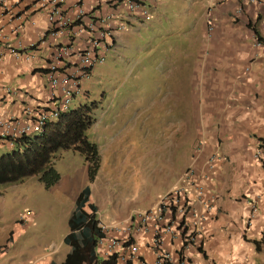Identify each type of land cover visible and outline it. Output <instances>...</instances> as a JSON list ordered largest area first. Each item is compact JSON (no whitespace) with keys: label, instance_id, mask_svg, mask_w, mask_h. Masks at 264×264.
Wrapping results in <instances>:
<instances>
[{"label":"crops","instance_id":"obj_1","mask_svg":"<svg viewBox=\"0 0 264 264\" xmlns=\"http://www.w3.org/2000/svg\"><path fill=\"white\" fill-rule=\"evenodd\" d=\"M105 1L107 4L102 1L99 5L88 2L87 8L94 6V9L99 10L111 7L124 12L117 1H113L112 6L109 0ZM140 1L153 13L156 0ZM262 4H253L247 0L203 2L201 11L205 7L206 10L201 18L202 24L210 20L214 30L210 37L205 35L198 46L196 72L189 87L196 120L191 128L187 126L183 129L181 142V145H185L186 141L191 142L192 147L197 144L196 148L201 149L197 153L193 150L191 160L187 161L194 165L192 172L182 171L178 183L165 189L156 200L147 201V197L139 201V208L133 203L127 211L125 208L113 210L117 219L107 225L119 222L121 225L119 230H111L108 234L116 237L131 236L132 242L138 245V253L130 264H150L154 260L153 231L164 222L175 231L173 235L163 233L160 245L172 255L169 264H264V147L260 141V138L264 139V54L259 51L251 68L245 69L257 51L249 39V34L253 32L252 26L264 37V27L261 25L264 18ZM238 7H242V11L236 14ZM125 22L126 28L115 33L111 49L128 43L134 38L133 29L137 26L146 27L149 21L144 22L141 17L131 15ZM47 28L46 15L38 8L36 1L0 0L2 52L8 46L20 43L28 45ZM78 42L82 44L83 39L79 37ZM48 50V47H36L33 53L38 59L27 61L16 59L5 52L0 64V121L13 119L20 123L31 122L39 110L48 108L52 103L43 60ZM229 56L231 58L227 59ZM225 62L230 72L226 74L228 76L222 77L216 74V70L223 67ZM223 84H231L230 107L222 104L221 108H230V111H204L218 100L216 93L224 91ZM82 85L84 94L75 98L76 105L89 100L86 80ZM220 99L224 100L225 97ZM3 144L13 145L7 139L0 138V145ZM209 148L216 149L214 158L205 155ZM202 151L203 155L200 156L199 152ZM252 152L259 153L263 161H253L249 169L240 174L243 181L231 183L232 169L226 164L245 161V157L250 158ZM199 185L203 186L202 195L196 189ZM175 189H182L189 196L190 210L185 216L178 212L171 219L167 213H161L157 219H150L144 227L133 225L127 229L131 214L154 208L162 197ZM89 202L94 203L91 193ZM254 203L257 213L250 220L249 213ZM207 205L212 206L209 212H206ZM0 211H5V208ZM100 213L98 207L96 215L103 223ZM182 217L188 231L194 232L191 242H184L177 227L178 219ZM23 227L24 224L16 216L13 221H7L0 215V264L60 262L53 257L51 249L26 258L19 242ZM99 253L101 256L100 250Z\"/></svg>","mask_w":264,"mask_h":264},{"label":"rangeland","instance_id":"obj_2","mask_svg":"<svg viewBox=\"0 0 264 264\" xmlns=\"http://www.w3.org/2000/svg\"><path fill=\"white\" fill-rule=\"evenodd\" d=\"M156 2L147 26L134 28V38L107 52L103 63L97 64L86 80V101L98 104L95 121L87 130L99 154L94 180L89 179L84 158L67 150L56 154L54 167L61 179L54 186L45 188L38 176L0 184V209L5 208L0 215L7 221L16 216L26 222L19 239L26 258L51 249L56 260L64 259L69 251V245L63 242L68 217L85 185L90 186L103 223L110 224L117 219L113 210L127 211L133 203L139 208V201L147 197V201H154L178 183L182 171L193 170L194 165L188 162L193 150L197 153L201 148L181 142L183 129L191 128L196 120L189 87L196 72L198 46L206 35L201 19L206 7L201 8L208 0ZM224 64L216 70L222 77L230 72ZM223 85L224 91L216 93L218 100L204 111H230L221 106L230 107L231 84ZM75 106L72 99L70 109ZM14 148L0 145V154ZM207 150L205 155L214 158L216 149ZM245 158L226 164L232 169L231 183L243 181L240 174L253 161H263L256 152Z\"/></svg>","mask_w":264,"mask_h":264},{"label":"built area","instance_id":"obj_3","mask_svg":"<svg viewBox=\"0 0 264 264\" xmlns=\"http://www.w3.org/2000/svg\"><path fill=\"white\" fill-rule=\"evenodd\" d=\"M23 1V0H17ZM39 9H42L48 21L47 30L42 33L36 40L28 45L20 43L17 46H8L5 51L0 50V64L5 52L13 55L20 60H36L38 56L33 53V49L38 46L48 47L47 55L43 58L45 62V75L50 85V97L52 103L46 109L39 110L35 119L31 122L20 123L13 119L0 121V138L7 139L13 144L15 138L23 134L41 131L44 123L57 119L60 112L70 110V102L76 97L84 94L83 82L87 80L92 70L97 64L103 63L107 52L111 50V44L114 41L115 33L126 28L125 19L131 15L142 18V21L150 20L148 6L140 0H109L112 6L113 1H117L124 8V12L118 9L105 8L96 10L93 7L87 8L88 2L92 5L100 4L105 0H34ZM250 3H263L264 0H247ZM107 4V3H106ZM242 11V7L236 9V14ZM92 14V15H90ZM264 27V18L261 22ZM214 26L210 20L207 22L206 34L211 36ZM253 31V30H252ZM79 37L83 43L78 42ZM249 39L253 47L257 50L254 57L250 59V65L245 67L246 70L251 68V63L259 55V51L264 52V44L259 41L254 32L249 34ZM45 45V46H44ZM21 48H18V47ZM259 155V153H258ZM197 192L203 194V186L196 187ZM175 192V191H174ZM186 196L189 198L188 194ZM169 196H164L157 205L144 212H137L128 217L129 226L133 225L144 227L150 219H157L161 215V206L168 203ZM256 202V201H255ZM178 212L185 216L190 210V201L184 203L181 200H175ZM211 205H207L206 212L211 210ZM257 213V206L251 205L249 219ZM135 217L137 222L135 223ZM23 220V219H22ZM250 223V221H248ZM103 231L107 234L98 241L99 250L104 257L112 253H118L119 264H130L132 258L138 253V245L135 242H129V236L116 237L110 236L111 230H119L121 223L111 225L99 223ZM138 227H136L137 229ZM170 225L162 223L153 231V246H155V258L150 264H169L172 255L169 251L164 250L160 245L163 242V233L174 234ZM193 232V230H192ZM193 235H189L187 242L193 240Z\"/></svg>","mask_w":264,"mask_h":264},{"label":"trees","instance_id":"obj_4","mask_svg":"<svg viewBox=\"0 0 264 264\" xmlns=\"http://www.w3.org/2000/svg\"><path fill=\"white\" fill-rule=\"evenodd\" d=\"M251 26V24H250ZM257 39L264 44V37L255 26H252ZM97 101L79 103L68 111L60 112L57 119L44 123L41 131L23 134L13 141L16 146L12 151L0 154V184H11L23 181L31 176H38L45 188L59 182L61 176L54 167L56 154L73 150L78 152L88 165L89 179L95 178L100 165L96 143L89 140L88 128L94 123V112ZM264 147V139L260 138ZM91 189L85 185L68 217V232L63 242L69 245V251L60 262L50 264H118V253L102 258L98 250V241L107 234L99 225L96 205L90 200ZM168 203L161 206V213L174 218L178 214L175 200L188 203L184 192H169ZM178 229L184 242H187L192 231L178 219ZM255 243H257L255 241ZM257 247V245H256Z\"/></svg>","mask_w":264,"mask_h":264},{"label":"clouds","instance_id":"obj_5","mask_svg":"<svg viewBox=\"0 0 264 264\" xmlns=\"http://www.w3.org/2000/svg\"><path fill=\"white\" fill-rule=\"evenodd\" d=\"M149 12H150V11H149ZM206 25H207V23H206ZM206 35H207V34H206ZM187 172H192V170H188V171H186V173H187ZM174 191H175V192H174ZM170 192H172V194H175L176 192H184V191H182V189H175V190L170 191ZM168 193H169V192H168ZM168 193H167V194H168ZM184 193H185V192H184ZM167 194H166V195H167ZM185 194H186V193H185ZM166 195H165V196H166ZM168 196H169V195H168ZM162 198H163V197H162ZM162 198H161V199H162ZM161 199H160V200H161ZM160 200H159V201H160ZM159 201H158V202H159ZM156 205H157V204H156ZM156 205H155V206H156ZM147 211H148V210H147ZM143 212H144V211H143ZM136 213H137V212H136ZM131 215H132V214H131ZM19 221H20L21 223H23L24 225L26 224V222H24V220H22V219H19ZM100 222H101V221H100ZM247 223H248V221H247ZM193 234H194V232H193ZM129 242H132V238H131V236H129ZM189 242H191V241H189ZM98 249H99V246H98ZM102 256H103V255L101 254V257H102ZM102 258H104V256H103ZM118 264H119V262H118Z\"/></svg>","mask_w":264,"mask_h":264}]
</instances>
